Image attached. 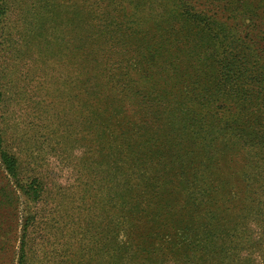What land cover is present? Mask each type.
Instances as JSON below:
<instances>
[{"label": "trees", "instance_id": "1", "mask_svg": "<svg viewBox=\"0 0 264 264\" xmlns=\"http://www.w3.org/2000/svg\"><path fill=\"white\" fill-rule=\"evenodd\" d=\"M180 3L184 12L172 15L177 28L160 34L88 28L79 39L88 128L111 147L120 172L115 197L123 240L110 246L111 257L118 251L132 261L140 252L149 264H244L250 262L244 236L236 242L224 225L199 234L187 224L218 221L216 212L227 210V226L229 209L240 204L232 195L231 158L245 161L259 149L264 159V30L254 24L239 37L232 22L251 11L231 14L229 1L205 0L195 12ZM1 160L17 179V159L3 152ZM32 191L37 200L45 193ZM200 209L204 215L189 214ZM160 219L166 220L157 230L166 232L143 239L148 230L140 225L153 227Z\"/></svg>", "mask_w": 264, "mask_h": 264}, {"label": "rangeland", "instance_id": "2", "mask_svg": "<svg viewBox=\"0 0 264 264\" xmlns=\"http://www.w3.org/2000/svg\"><path fill=\"white\" fill-rule=\"evenodd\" d=\"M181 1L0 0V264H21L22 258L24 264H123L117 261L122 257L118 251L111 257L110 248L123 240L115 197L121 190L120 172L111 147L88 128L79 39L88 28L158 34L169 25L177 28L172 15L184 12ZM184 1L194 12L205 2ZM226 1L235 10L231 14L251 11L232 22L239 37L254 24L264 30V0H220ZM233 35L227 38L233 41ZM3 152L17 159V179L6 171ZM262 154L251 149L245 161L231 158L232 195L240 204L229 209L227 226V210L216 212L218 221L195 218L196 226L187 224L199 227V234L224 225V234H233L236 242H244V236L250 249L244 256L253 264H264ZM39 188L45 192L41 200L32 191ZM165 220L153 227L140 225L148 230L142 238L161 237L166 231L157 227ZM241 227L244 233H237ZM178 234L188 242L183 228ZM138 253L132 261L121 260L149 264Z\"/></svg>", "mask_w": 264, "mask_h": 264}]
</instances>
